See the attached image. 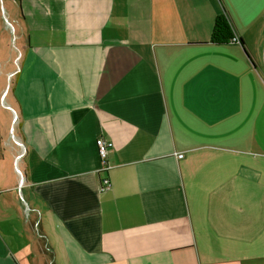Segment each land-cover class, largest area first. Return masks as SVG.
<instances>
[{"label": "crops", "instance_id": "1", "mask_svg": "<svg viewBox=\"0 0 264 264\" xmlns=\"http://www.w3.org/2000/svg\"><path fill=\"white\" fill-rule=\"evenodd\" d=\"M5 1L0 264H264V35L210 41L237 0Z\"/></svg>", "mask_w": 264, "mask_h": 264}, {"label": "rangeland", "instance_id": "2", "mask_svg": "<svg viewBox=\"0 0 264 264\" xmlns=\"http://www.w3.org/2000/svg\"><path fill=\"white\" fill-rule=\"evenodd\" d=\"M4 3L6 5V1L4 0ZM224 6V5H223ZM226 10L228 12H222V14H226L228 17H234L239 18L238 20L241 22V24H245L246 28L251 26L255 32H258V35L262 36L264 33H260L259 30L261 27L258 28L259 19L261 18L260 23H264L262 16L264 15V4H253L249 2H245L242 0H237L236 2H229L226 6ZM230 18V19H231ZM232 21V20H231ZM252 36L253 40H258L260 36H257V34H253ZM15 44V41H13ZM15 118H13V126H15L14 122Z\"/></svg>", "mask_w": 264, "mask_h": 264}, {"label": "trees", "instance_id": "3", "mask_svg": "<svg viewBox=\"0 0 264 264\" xmlns=\"http://www.w3.org/2000/svg\"><path fill=\"white\" fill-rule=\"evenodd\" d=\"M234 35L235 28L230 17H228L226 14L217 15L210 41L215 44L234 43L232 42ZM236 43L244 44V41L241 37H239V41Z\"/></svg>", "mask_w": 264, "mask_h": 264}, {"label": "built area", "instance_id": "4", "mask_svg": "<svg viewBox=\"0 0 264 264\" xmlns=\"http://www.w3.org/2000/svg\"><path fill=\"white\" fill-rule=\"evenodd\" d=\"M239 41V36L237 34H235L232 38V42L236 43ZM96 145H97V149H98V154L101 160V171H106L108 169L106 163H107V158L108 155L110 153V151L112 150V148L114 147V143L113 141L100 136L97 138L96 140ZM179 157H182V154L179 155ZM20 158V156H19ZM112 186L111 180L109 177H104L101 179L100 181V187L99 190L101 192L106 191L108 189H110Z\"/></svg>", "mask_w": 264, "mask_h": 264}]
</instances>
